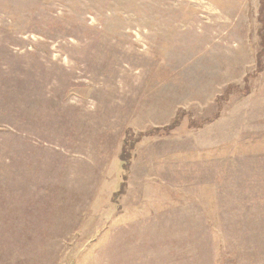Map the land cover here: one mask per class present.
I'll return each mask as SVG.
<instances>
[{
    "label": "rangeland",
    "instance_id": "374dc122",
    "mask_svg": "<svg viewBox=\"0 0 264 264\" xmlns=\"http://www.w3.org/2000/svg\"><path fill=\"white\" fill-rule=\"evenodd\" d=\"M0 264H264V0H0Z\"/></svg>",
    "mask_w": 264,
    "mask_h": 264
},
{
    "label": "trees",
    "instance_id": "16d2710c",
    "mask_svg": "<svg viewBox=\"0 0 264 264\" xmlns=\"http://www.w3.org/2000/svg\"><path fill=\"white\" fill-rule=\"evenodd\" d=\"M127 143H128V141H127ZM124 147H125V149L127 148L126 143H125ZM130 161H131V154H130V152L126 151V153L121 157V160H120V167L122 168V171H124V172L128 171Z\"/></svg>",
    "mask_w": 264,
    "mask_h": 264
},
{
    "label": "bare ground",
    "instance_id": "6f19581e",
    "mask_svg": "<svg viewBox=\"0 0 264 264\" xmlns=\"http://www.w3.org/2000/svg\"><path fill=\"white\" fill-rule=\"evenodd\" d=\"M221 19V18H220Z\"/></svg>",
    "mask_w": 264,
    "mask_h": 264
}]
</instances>
